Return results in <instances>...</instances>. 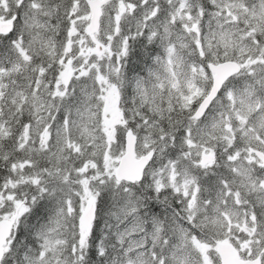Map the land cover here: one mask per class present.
<instances>
[{"label":"snow or ice","instance_id":"6c2138e0","mask_svg":"<svg viewBox=\"0 0 264 264\" xmlns=\"http://www.w3.org/2000/svg\"><path fill=\"white\" fill-rule=\"evenodd\" d=\"M0 264H264V0H0Z\"/></svg>","mask_w":264,"mask_h":264}]
</instances>
